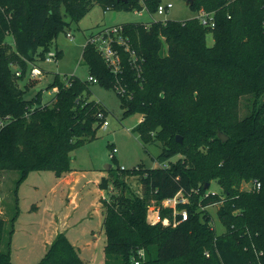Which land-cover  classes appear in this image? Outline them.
I'll list each match as a JSON object with an SVG mask.
<instances>
[{
	"label": "trees",
	"instance_id": "1",
	"mask_svg": "<svg viewBox=\"0 0 264 264\" xmlns=\"http://www.w3.org/2000/svg\"><path fill=\"white\" fill-rule=\"evenodd\" d=\"M160 4L161 0H0V173H21L16 194L10 193L12 205L2 201L9 220L0 216V264H14L11 242L19 215V184L31 171L51 170L57 177L71 172L72 152L95 139L102 127L98 113L108 115L101 103L85 99L89 79L71 77L63 82L56 75L49 87L58 90L46 104L40 93L27 99L29 87L21 88L19 80L30 64L46 59L61 32L79 23L94 6L152 14ZM190 7L215 13V29L204 27L198 18L118 25L143 60L140 77L123 48H118L122 58L118 75L94 46L83 49L89 77L106 88H114L117 80L125 87V95L117 93L126 114L143 117L134 131L145 145L160 147L156 160L166 164L146 169L143 163L121 173L139 177L141 195L111 194L101 199L105 264H135L140 250L145 251L140 264H264L262 2L194 0ZM210 32L212 47L207 44ZM8 35L13 44L6 41ZM245 97L253 101L250 112L240 117ZM220 132L228 136L226 142L219 138ZM254 180L262 185L259 191L243 190ZM212 181L218 182L221 193L205 197L210 190L205 187ZM100 188L108 190L107 178ZM179 191L189 198L179 206L187 209L188 219L176 227L150 224L152 204L160 206ZM219 203L225 232L218 235L206 207ZM171 214L170 209L161 210L162 218L172 219ZM38 264L87 263L61 232Z\"/></svg>",
	"mask_w": 264,
	"mask_h": 264
},
{
	"label": "rangeland",
	"instance_id": "2",
	"mask_svg": "<svg viewBox=\"0 0 264 264\" xmlns=\"http://www.w3.org/2000/svg\"><path fill=\"white\" fill-rule=\"evenodd\" d=\"M169 3L173 7L163 15L155 12L150 14L146 10L140 12L115 9L105 11L100 5L94 6L79 23H71L65 32L57 36L52 48L46 53L48 57L50 54L59 52L60 55L56 57V60L53 58L52 62L46 59L36 62L42 70L41 76L31 78L33 65L28 66L26 75L19 80L21 88L29 87L26 98L32 99L40 93L43 104L50 102L54 98L55 90L49 86L54 82L56 75H59L63 82H67L71 77L88 81L90 73L83 60V49L91 31L99 30L100 26L108 27L132 22L186 21L198 18L200 15L184 0H161L164 6ZM65 20L70 22L68 16H65ZM68 33H71L73 38H70ZM6 41L13 44V37L8 35ZM207 44L210 47L214 45L211 32L207 35ZM89 90L90 94H85V99L101 103L107 109L106 121L109 126L107 129L100 127L96 131L95 139L75 149L71 154L70 165L72 171L87 174L86 181L91 180V182L84 186L85 181H82L69 192V188L62 185L56 186L58 177L51 170L31 171L28 174L17 190L19 215L14 223L15 233L11 242V259L15 264H38L46 252L41 242L46 236L44 233L50 232L57 225H64L67 232L71 231L74 238L69 240L75 241L76 245L81 247L82 257L88 264H105L106 235L104 228L102 229L103 215L98 205L100 192L94 183L95 179L99 173L109 172V188L104 190L106 198L111 194L141 195L139 177L128 175V173L117 174L120 169L125 168L129 171L141 166L145 161H148L152 168L166 165L156 160L161 152L160 147L156 144L145 145L139 134L134 131L140 123L141 115L126 114V109L122 107L121 98L116 89L91 82ZM252 101L253 97L242 98L240 117L250 112ZM113 149L117 150L115 159L110 157ZM108 165L112 167L110 171L106 170ZM20 177L19 171L0 173V196L6 204L12 205L10 193L17 189ZM246 187L248 186L243 188ZM195 191L198 192V189ZM209 191L214 194L221 193V187L217 181H212ZM2 200L0 210L2 211L3 208L4 211ZM152 205V208H156L155 204ZM220 206L219 203L206 207L218 235L225 232V227L218 217ZM0 216L7 217L5 214ZM95 235L97 237L100 235V241L95 240Z\"/></svg>",
	"mask_w": 264,
	"mask_h": 264
},
{
	"label": "built area",
	"instance_id": "3",
	"mask_svg": "<svg viewBox=\"0 0 264 264\" xmlns=\"http://www.w3.org/2000/svg\"><path fill=\"white\" fill-rule=\"evenodd\" d=\"M262 7L264 9V0H261ZM173 5L171 3L167 5L160 4L157 9V14L163 15L166 12H168ZM138 12V11H136ZM198 20L200 23L211 30L215 29L216 27V19H215V13H209L202 11L200 12V15L198 17ZM264 27V24H263ZM123 28L122 26H113V27H102L101 29L97 31H93L91 35L87 38V44L92 45L96 48V50L100 53L101 57L105 61L108 68L111 70L112 73L115 75L120 74L122 70V58L120 55V51L118 48H123L127 53H129V62L132 68L136 71V74L138 77L141 76L142 73V61L139 60L135 50H133L129 44V42L126 40V38L122 35ZM70 38H73V35L71 33L67 34ZM57 54H50L48 57H46V61L52 62L53 58L56 60ZM20 75V72L17 73ZM42 75V70L37 66L33 65V68L31 70V78H37ZM118 78V76H117ZM89 81L92 83H98V80L92 77H89ZM117 92L120 94L125 95L126 89L124 86L120 84V82L117 80V83L115 84V87ZM55 93L57 92V88H54ZM98 119L102 120V127L104 129H107L109 126V123L106 121L107 114L104 112H99L97 115ZM3 127V122L0 119V129ZM117 150L113 149V152L111 153L110 157L112 159H115V154ZM166 167V166H163ZM128 171L125 168H121L120 172L117 174H121L122 172ZM244 186H248L246 188H243ZM243 189L248 191H259L262 187L261 183L254 180L249 183H246L243 185ZM195 193H197L195 191ZM210 194L215 195L214 193L208 191L205 194V197L209 196ZM189 203V198L185 196L184 192L179 191L175 196L168 198L164 200L160 206H156V208H150L147 215V220L150 224H158L162 223L164 226H170L176 227L181 222H184L188 219V211L187 209H180L179 206L182 204ZM162 209H170L172 210V219L170 217L162 218L161 216V210ZM153 212V214H152ZM152 214V215H151ZM257 256L262 255L263 253H257L255 252ZM206 257H209L210 254L208 252L205 253ZM145 259V251L140 250L138 252V258H135L134 262L135 264H140L142 260Z\"/></svg>",
	"mask_w": 264,
	"mask_h": 264
},
{
	"label": "crops",
	"instance_id": "4",
	"mask_svg": "<svg viewBox=\"0 0 264 264\" xmlns=\"http://www.w3.org/2000/svg\"><path fill=\"white\" fill-rule=\"evenodd\" d=\"M119 25H122V24H119ZM114 26H118V25H114ZM108 27H113V26H108ZM44 104H46V103H44ZM142 120H143V117L141 116L140 117V122ZM108 175H109V172H107V173H99V175L97 176V178L94 181L96 186H98V190L100 192V200L98 202V205L100 206V209L102 210V215H103V217H102V229H103V223H104V218H105V212H104L103 205L101 203V199L106 198V196H105V191L100 188V183H101V180L103 178H107L108 179ZM87 177L88 176L85 173H79V172H76V171H72V172H69L67 174H64L61 177H58V183H56V186H61L62 185L63 187L69 188V192H70L71 190H74V188H76L78 185H80L82 183V181H85L84 186H86L88 183H90L91 180L86 181ZM106 195H107V193H106ZM72 199L74 200V197ZM1 200H2V197L0 196V203H1ZM0 207H1V204H0ZM4 214L7 215V217H9V215L6 214V212H5V207H4V211H3V208H2V211L0 210V215H4ZM7 217L6 218L4 217V218L7 220ZM61 232H64L67 235L68 239L74 238L72 233H71V231L67 232L66 228L64 229V225L63 226L57 225L50 232H45L44 233V234H46V236L41 242L44 245V248H46V251H47L48 247L51 245V243L54 241L55 237ZM13 236H14V234H13ZM95 240L100 241V235L98 237H97V235H95ZM12 241H13V237H12ZM71 243L77 249V251H78L79 255L81 256V258L85 261V259L82 257V251L83 250L81 249V247L76 245L77 243H75V241H72ZM85 263L88 264V262H86V261H85Z\"/></svg>",
	"mask_w": 264,
	"mask_h": 264
},
{
	"label": "water",
	"instance_id": "5",
	"mask_svg": "<svg viewBox=\"0 0 264 264\" xmlns=\"http://www.w3.org/2000/svg\"><path fill=\"white\" fill-rule=\"evenodd\" d=\"M119 1H126V0H119ZM186 3H187L188 6H192L193 3H194V0H187ZM218 136H219V138L221 139V141H223V142H226V141L228 140V136H226V135H225L224 133H222V132H220V133L218 134ZM177 141H178V142H182V138H181V136H177ZM144 164H145V166H146V169H150V168H151V166H150V164H149L148 161H145ZM106 170H107V171H110V170H111V166H107V167H106ZM209 187H210V184H207L205 188L208 189Z\"/></svg>",
	"mask_w": 264,
	"mask_h": 264
}]
</instances>
